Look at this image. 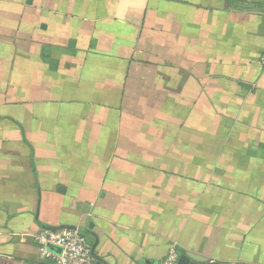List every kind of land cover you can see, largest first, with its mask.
Returning <instances> with one entry per match:
<instances>
[{
    "label": "crops",
    "instance_id": "1",
    "mask_svg": "<svg viewBox=\"0 0 264 264\" xmlns=\"http://www.w3.org/2000/svg\"><path fill=\"white\" fill-rule=\"evenodd\" d=\"M263 51L264 0H0V264H53L45 228L93 264H264ZM176 134L221 136L214 171Z\"/></svg>",
    "mask_w": 264,
    "mask_h": 264
},
{
    "label": "built area",
    "instance_id": "2",
    "mask_svg": "<svg viewBox=\"0 0 264 264\" xmlns=\"http://www.w3.org/2000/svg\"><path fill=\"white\" fill-rule=\"evenodd\" d=\"M264 69V51L260 57ZM38 252L42 258L50 259L53 264H93L91 246L78 229H41L34 235ZM53 246L60 249L56 254L48 249ZM159 264H178V254L174 245L170 246Z\"/></svg>",
    "mask_w": 264,
    "mask_h": 264
},
{
    "label": "rangeland",
    "instance_id": "3",
    "mask_svg": "<svg viewBox=\"0 0 264 264\" xmlns=\"http://www.w3.org/2000/svg\"><path fill=\"white\" fill-rule=\"evenodd\" d=\"M199 108L200 109H202L203 111L204 110H207L208 111V107L206 108V105H204V104H202L201 106H199ZM200 112V111H199ZM205 112V111H204ZM188 123V124H187ZM197 119H191V120H187V122H186V125L189 127V128H195L196 126H197ZM181 127V126H180ZM207 129H209L210 130V126L208 127H206ZM211 136L212 135H207L206 136V140H205V145H207V147L205 148V149H203V150H200V155L198 154V152L197 153H194V151H192V152H190L189 154L186 152V150L184 149H182V148H178V147H182V143H184L188 138H186V135H181V134H176L175 136H174V141L175 142H177V144L175 145L177 148L176 149H182V150H178V154H177V156H181L180 154H185V156H188V157H190V158H192V159H194L195 161H197V160H200V163H198L199 165L200 164H202V165H205V167H206V165H207V168H210V170L212 169H214V166H213V168L211 167V165L212 164H214V162H213V160H214V153H216L217 151H215L212 147H209L208 145H218V144H220V143H223V138L221 137V136H218V137H215L216 139H214V138H212L211 139ZM183 137L185 138V139H183ZM213 137V136H212ZM181 139V140H180ZM209 147V148H208ZM184 156V157H185ZM225 157H228V159H230L229 158V155H227V156H225ZM198 166V165H197ZM209 166V167H208ZM173 168V167H172ZM179 169H185V168H187V167H185V166H183V164L182 165H180L179 167H178ZM191 168H193V166L191 167ZM190 168V169H191ZM214 171V170H213ZM213 173V172H212Z\"/></svg>",
    "mask_w": 264,
    "mask_h": 264
},
{
    "label": "water",
    "instance_id": "4",
    "mask_svg": "<svg viewBox=\"0 0 264 264\" xmlns=\"http://www.w3.org/2000/svg\"><path fill=\"white\" fill-rule=\"evenodd\" d=\"M178 264H227V263H220V262L199 263V262L192 260L186 254H182L178 258ZM232 264H240V263H232Z\"/></svg>",
    "mask_w": 264,
    "mask_h": 264
}]
</instances>
